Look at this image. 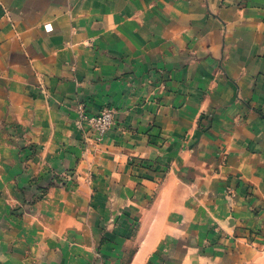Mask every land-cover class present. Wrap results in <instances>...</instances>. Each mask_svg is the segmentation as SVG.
I'll use <instances>...</instances> for the list:
<instances>
[{
    "label": "crops",
    "instance_id": "1",
    "mask_svg": "<svg viewBox=\"0 0 264 264\" xmlns=\"http://www.w3.org/2000/svg\"><path fill=\"white\" fill-rule=\"evenodd\" d=\"M0 185V264H264V0H0Z\"/></svg>",
    "mask_w": 264,
    "mask_h": 264
},
{
    "label": "rangeland",
    "instance_id": "2",
    "mask_svg": "<svg viewBox=\"0 0 264 264\" xmlns=\"http://www.w3.org/2000/svg\"><path fill=\"white\" fill-rule=\"evenodd\" d=\"M72 177H74V176L72 175ZM64 184H65V182H64ZM47 189H48V187L42 188L40 191L41 194L42 193L45 194ZM12 190H9L8 188L2 187L0 185V228H3L6 225L11 224L12 222L10 223V221H8L9 220L8 218H12L11 216L17 215L19 210L23 208V205L20 206L18 203L10 206V204L7 203V199L8 198H14L16 195H18V193H19V195H20V193H21V195L22 194L25 195V191H24L25 189H12ZM34 196H37L40 198V193L36 192ZM6 203L8 205H6ZM17 205H19L20 207ZM105 240H108V239L105 237ZM125 259H126L125 262H128L130 260V257L126 256Z\"/></svg>",
    "mask_w": 264,
    "mask_h": 264
},
{
    "label": "built area",
    "instance_id": "3",
    "mask_svg": "<svg viewBox=\"0 0 264 264\" xmlns=\"http://www.w3.org/2000/svg\"><path fill=\"white\" fill-rule=\"evenodd\" d=\"M115 114L114 108L105 106L100 113L95 115H88L82 111L81 121H87L93 132L97 134V139H101L115 123Z\"/></svg>",
    "mask_w": 264,
    "mask_h": 264
}]
</instances>
